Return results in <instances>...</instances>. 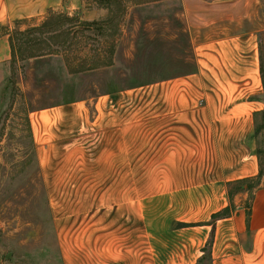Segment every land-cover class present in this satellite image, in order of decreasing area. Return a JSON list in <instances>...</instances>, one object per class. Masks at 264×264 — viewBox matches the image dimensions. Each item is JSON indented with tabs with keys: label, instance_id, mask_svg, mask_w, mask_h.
I'll return each mask as SVG.
<instances>
[{
	"label": "rangeland",
	"instance_id": "1",
	"mask_svg": "<svg viewBox=\"0 0 264 264\" xmlns=\"http://www.w3.org/2000/svg\"><path fill=\"white\" fill-rule=\"evenodd\" d=\"M122 1L125 12L105 36L96 28L85 30L86 22L76 16L64 19V13H56L63 17L43 32L15 33L21 54L0 87V264H64L62 238L114 226L110 222L134 221L136 236L144 223L152 234L196 225L182 209L183 196L172 195L183 192L185 182L167 180L172 166L155 163L159 134L144 133L159 121L158 82L194 68L189 37L175 14L165 21L143 20L138 6L162 0ZM84 5L104 10L103 20L108 17L96 0H84ZM258 11L264 30V0ZM261 41L264 60V33ZM112 47L119 49V59L114 63L113 57L110 69ZM63 63L69 73L81 70L71 75L87 73L72 87L71 101L100 91L123 95L113 111L103 102L98 114L89 103L84 125L78 119L70 132L60 134L56 148L40 149L30 115L66 100ZM43 116L36 118L35 131L55 123ZM263 123L264 118L256 132ZM115 125L119 132L108 131ZM258 133L263 149L264 130ZM40 136L39 142L45 138ZM49 142L50 137L44 140ZM81 223L91 228L81 229Z\"/></svg>",
	"mask_w": 264,
	"mask_h": 264
},
{
	"label": "crops",
	"instance_id": "2",
	"mask_svg": "<svg viewBox=\"0 0 264 264\" xmlns=\"http://www.w3.org/2000/svg\"><path fill=\"white\" fill-rule=\"evenodd\" d=\"M262 3L162 0L138 6L147 24L175 14L191 44L193 70L158 82L159 121L144 133L159 134L160 154L155 163L172 166L167 180L185 182L183 192L172 195L183 196L182 209L196 225L152 234L151 226L144 223V231L136 236L134 221L125 226L113 222L110 227L95 226L94 233L81 223L84 232L61 239L64 264H264V175L252 200L249 192L233 198L229 192L230 184L257 179L262 171L256 132L264 114V30L258 15ZM54 13L76 16L86 23L99 22L107 15L104 10L87 9L84 0H0V87L17 59L15 33L41 27ZM114 57L117 63L119 49ZM62 71L66 100L30 115L40 149L56 148L60 134L70 132L78 119L85 118L89 103H94L98 114L103 102L113 111L123 95L119 90L100 91L71 101L72 87L87 73L71 75L65 63ZM45 114L55 123H41L40 131H35L36 118ZM108 127L115 133L121 129ZM42 133L45 138L39 142ZM49 137L50 142L44 144ZM227 208L232 209L231 216L214 223L213 216ZM98 229L112 231L99 234Z\"/></svg>",
	"mask_w": 264,
	"mask_h": 264
},
{
	"label": "trees",
	"instance_id": "3",
	"mask_svg": "<svg viewBox=\"0 0 264 264\" xmlns=\"http://www.w3.org/2000/svg\"><path fill=\"white\" fill-rule=\"evenodd\" d=\"M96 3L102 7L105 8L106 10H108V17L103 20L102 22H94V23H85V30H94L93 28H96L98 30H100L102 33L100 35L105 36V33L107 31H113L114 27H115V21L116 19L120 16V14H123L125 12V6L122 0H96ZM62 15L56 14L54 13L41 27L39 28H34L32 30H29L26 33L29 34H33L34 32H43L45 29H47V27H51V25L53 23H51V21H54L57 18H62ZM67 17V18H66ZM64 19H70L72 21V18L69 16H65ZM74 19V18H73ZM25 33V34H26ZM24 34H21V36H23ZM27 42L30 43L32 42V40H30L29 38H27ZM21 47H19L18 49L16 48V45L14 46V57H17V54H21ZM115 47H112L109 50V56H110V60H109V65L111 66L113 64V57L115 55ZM81 70H74L72 71V73H77L80 72ZM263 118H264V114H263ZM264 130V123L259 126L257 128V134H259L258 132H263ZM259 152V157H260V163H261V174L260 177L257 179H246V180H241V181H237L234 182L232 184L229 185V192H230V197L233 198L234 195L236 193L239 192H249L252 193L254 192L257 188L258 185L260 184L259 180L262 178V176L264 175V148L258 150ZM251 204H248V207ZM231 212L232 209L231 208H227L217 214H215L213 216V221L214 223L216 221L225 219L229 216H231ZM251 216V208H249L248 211V218Z\"/></svg>",
	"mask_w": 264,
	"mask_h": 264
}]
</instances>
